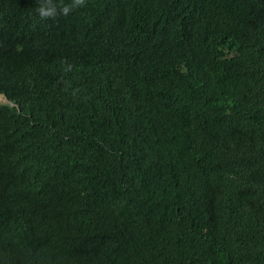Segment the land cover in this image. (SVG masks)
I'll return each instance as SVG.
<instances>
[{"label":"trees","instance_id":"1","mask_svg":"<svg viewBox=\"0 0 264 264\" xmlns=\"http://www.w3.org/2000/svg\"><path fill=\"white\" fill-rule=\"evenodd\" d=\"M36 7L0 0V264H264V0Z\"/></svg>","mask_w":264,"mask_h":264},{"label":"clouds","instance_id":"2","mask_svg":"<svg viewBox=\"0 0 264 264\" xmlns=\"http://www.w3.org/2000/svg\"><path fill=\"white\" fill-rule=\"evenodd\" d=\"M85 2L86 0H72L71 4H64L58 8L53 0H36V12L40 20L56 19L59 15L68 16L73 10L84 6ZM3 98L8 102L4 96Z\"/></svg>","mask_w":264,"mask_h":264},{"label":"rangeland","instance_id":"3","mask_svg":"<svg viewBox=\"0 0 264 264\" xmlns=\"http://www.w3.org/2000/svg\"><path fill=\"white\" fill-rule=\"evenodd\" d=\"M0 102L2 103L6 102L2 95H0Z\"/></svg>","mask_w":264,"mask_h":264}]
</instances>
